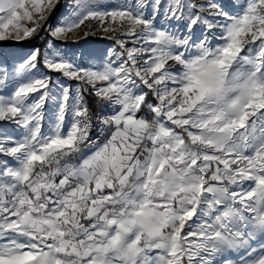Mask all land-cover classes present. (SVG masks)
I'll use <instances>...</instances> for the list:
<instances>
[{
	"label": "snow or ice",
	"instance_id": "obj_1",
	"mask_svg": "<svg viewBox=\"0 0 264 264\" xmlns=\"http://www.w3.org/2000/svg\"><path fill=\"white\" fill-rule=\"evenodd\" d=\"M0 264H264V0H0Z\"/></svg>",
	"mask_w": 264,
	"mask_h": 264
},
{
	"label": "rangeland",
	"instance_id": "obj_2",
	"mask_svg": "<svg viewBox=\"0 0 264 264\" xmlns=\"http://www.w3.org/2000/svg\"><path fill=\"white\" fill-rule=\"evenodd\" d=\"M34 42H36L37 45H39L41 47L43 46V42H41L39 40L34 41ZM105 43H106V41H103L98 37H90L87 43L81 44L79 46L69 44L68 47L74 51L77 49V47L82 48L84 50H89V49L102 47ZM5 47H7V46H5Z\"/></svg>",
	"mask_w": 264,
	"mask_h": 264
},
{
	"label": "trees",
	"instance_id": "obj_3",
	"mask_svg": "<svg viewBox=\"0 0 264 264\" xmlns=\"http://www.w3.org/2000/svg\"><path fill=\"white\" fill-rule=\"evenodd\" d=\"M35 44H37L36 42H34Z\"/></svg>",
	"mask_w": 264,
	"mask_h": 264
},
{
	"label": "water",
	"instance_id": "obj_4",
	"mask_svg": "<svg viewBox=\"0 0 264 264\" xmlns=\"http://www.w3.org/2000/svg\"><path fill=\"white\" fill-rule=\"evenodd\" d=\"M4 46H7V45H4Z\"/></svg>",
	"mask_w": 264,
	"mask_h": 264
}]
</instances>
